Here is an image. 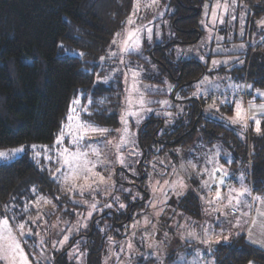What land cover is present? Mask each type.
Listing matches in <instances>:
<instances>
[{"label":"rangeland","instance_id":"rangeland-1","mask_svg":"<svg viewBox=\"0 0 264 264\" xmlns=\"http://www.w3.org/2000/svg\"><path fill=\"white\" fill-rule=\"evenodd\" d=\"M199 8L198 41L170 45L176 41L172 2L133 0L122 27L96 60L101 72L97 85L75 92L53 141L0 150V164L26 155L49 180L41 188L32 176L0 203V248L19 244L15 254L0 251V264H22L24 259L28 264H57L59 259L70 264H200L211 257L201 243L222 236L232 243L238 236L242 218L229 222L226 204L217 207L218 196L207 198L201 190H210L212 182L221 189L219 195L236 190V204L245 207L251 199L246 166L236 162L234 179L216 161L235 160L219 149L196 163L179 143L195 128L197 118H182L186 108L194 107L193 99L201 98L209 107H204V116L219 106L231 107V115L221 112L210 118L228 124L243 142L249 122L264 114V103L254 109L248 103L264 91L245 82L252 53L233 16L253 10L238 0H201ZM233 34L241 41L231 43ZM155 45H170L176 60L193 59L206 67V74L190 91L170 96L173 84L151 59ZM106 112L115 114L113 128L97 125L95 116L106 117ZM144 124L154 129L152 138L158 132L146 150L138 146ZM197 136L191 147L198 150L203 146L195 144ZM200 160L205 164L198 168ZM189 170L201 176L194 179L196 184L189 182ZM188 192L199 202L200 220L182 211ZM94 233L98 246L89 257ZM185 241L193 242L190 255Z\"/></svg>","mask_w":264,"mask_h":264},{"label":"trees","instance_id":"trees-1","mask_svg":"<svg viewBox=\"0 0 264 264\" xmlns=\"http://www.w3.org/2000/svg\"><path fill=\"white\" fill-rule=\"evenodd\" d=\"M170 1L174 5L170 14L171 28L176 37L175 43L170 45L198 41L202 35L198 21L201 0ZM238 2L253 10L248 11L253 13L246 27L249 38L255 18L264 12V0ZM132 5L133 0H0V150L53 141L75 92H88L97 85L101 72L96 60L105 53ZM194 9L198 10L197 14H193ZM170 45L166 48L155 45L151 59L157 64L162 78L173 84L170 96L173 93L178 96L182 90L190 91L207 70L193 59L176 60L169 52ZM248 48L252 54L245 69V82L253 89L264 90V38L255 47ZM191 103L194 107L186 108L182 118L187 122L195 117L197 121L194 131L183 134L180 148L191 147L193 137L198 135L195 144L200 143L203 147L197 150L194 146L184 152L196 157L197 163L198 159L204 157V161L216 148L219 149L235 161L227 163L218 158V167L223 163L221 168L235 173L236 168H232L236 167L237 161L246 166L252 195L264 201V115L258 117V122H249L248 135L243 142L228 124L210 118L214 113L231 115V107L219 106L209 116H204L206 105L203 100L193 99ZM106 114V117L95 116L97 125L113 128L115 114ZM179 127L177 124L175 129ZM143 129L138 146L146 150L158 139V132L152 138L154 129L151 131L148 124H144ZM206 152L208 155H204ZM215 160L212 158L211 161ZM203 161L195 165L199 168L205 164ZM189 171V182L196 184L194 179L201 176ZM32 176H37L41 188L46 186L42 181L49 182L26 155L1 163L0 203L6 202L14 190ZM187 194L182 201V211L198 219L199 202L194 193ZM93 237L89 257L95 254L98 246L99 237L95 233ZM214 259L215 264H264V251L237 238L228 245L216 247ZM57 264L67 263L59 259Z\"/></svg>","mask_w":264,"mask_h":264},{"label":"crops","instance_id":"crops-1","mask_svg":"<svg viewBox=\"0 0 264 264\" xmlns=\"http://www.w3.org/2000/svg\"><path fill=\"white\" fill-rule=\"evenodd\" d=\"M253 15V13L251 12H245L243 14H233L234 16V20H236V29H242L243 33H242V41L244 43L247 42V21L249 20V18H251V16ZM255 22H254V30L251 33L250 37H249V42H248V46H256L258 45L264 38V12L262 14H260L258 17L255 18ZM239 20L243 21L240 25H239ZM241 26V28H239ZM259 31V35L260 36H256L255 32ZM255 36V37H254ZM257 37V38H256ZM241 40H238V36L233 34V40L232 42H238ZM225 43H228L227 41H225ZM200 81V80H199ZM198 81V82H199ZM197 83V82H196ZM258 90V89H256ZM264 91V90H263ZM259 92H262L259 90ZM201 99V98H199ZM256 102H248L249 104H251L254 108H258V106H261L264 103V96L262 97H255ZM206 107V106H205ZM209 107H206V109ZM204 111V110H203ZM214 111V110H213ZM211 111V112H213ZM210 115V114H209ZM208 115V116H209ZM264 115L259 114L258 116ZM214 160V159H213ZM229 172V171H228ZM236 175V173H231L230 175ZM233 175V178L235 179V176ZM211 186L209 187L210 190L206 189V191H201V195L205 196L207 198H209L210 196L213 195H217L218 193H220L221 189H217L219 192H217L216 188H214L213 186V182L210 184ZM209 186V185H207ZM213 190V191H211ZM250 192H251V188H250ZM218 196V203H217V207L218 205L222 206L223 203L226 204L227 207V212L226 214L228 215V220L229 222H235L236 218H242V227L239 230V234L236 238H234L233 240L237 239V238H243L248 244L259 248L261 250L264 251V201L257 199L256 197H254L252 195L251 192V199H249L248 204H246V202H244L245 207L242 205H239V201H237L236 204V200H235V196H236V190H225L223 191V195H217ZM201 210V209H200ZM201 218V211H200V216L197 220H200ZM219 218H217L216 220H218ZM214 237H212L209 241L204 243H201L200 245L202 246H206L207 249H205L206 253L208 256L207 260H205L203 257L202 259H204L200 264H215V259H214V250L216 247L218 246H222V245H228L230 243L225 242V236H222L219 238V240L217 242H213ZM197 243V242H196ZM193 242L191 241H185L184 242V246L185 248H187V252L189 253L188 255H190L191 251H190V245H192ZM198 245V244H197ZM189 248V249H188ZM202 256V255H201ZM166 261H168V258H165ZM139 264H153L152 261H148V263H144L141 262Z\"/></svg>","mask_w":264,"mask_h":264},{"label":"snow or ice","instance_id":"snow-or-ice-1","mask_svg":"<svg viewBox=\"0 0 264 264\" xmlns=\"http://www.w3.org/2000/svg\"><path fill=\"white\" fill-rule=\"evenodd\" d=\"M2 155L3 154H0V156ZM217 195H219V193ZM241 195H244V193H241ZM18 250H19V244L16 243L15 241H13L12 243H6L3 248H0V251H2L5 256H7L9 252L15 254V252ZM13 264H14V261H13ZM22 264H28V261L24 259L22 261Z\"/></svg>","mask_w":264,"mask_h":264},{"label":"flooded vegetation","instance_id":"flooded-vegetation-1","mask_svg":"<svg viewBox=\"0 0 264 264\" xmlns=\"http://www.w3.org/2000/svg\"><path fill=\"white\" fill-rule=\"evenodd\" d=\"M193 14H196L195 11H194ZM160 47H162V46H160ZM166 47H168V46H166ZM166 47H163V48H166ZM158 48H159V47H158ZM155 49H156V48H155ZM169 52H170V51H169ZM121 226H122V225H119L118 227H121ZM87 236L89 237L90 235L87 234L86 237H87ZM67 264H70V263H67Z\"/></svg>","mask_w":264,"mask_h":264},{"label":"water","instance_id":"water-1","mask_svg":"<svg viewBox=\"0 0 264 264\" xmlns=\"http://www.w3.org/2000/svg\"><path fill=\"white\" fill-rule=\"evenodd\" d=\"M195 13L197 14L198 13V10L197 9H194Z\"/></svg>","mask_w":264,"mask_h":264},{"label":"bare ground","instance_id":"bare-ground-1","mask_svg":"<svg viewBox=\"0 0 264 264\" xmlns=\"http://www.w3.org/2000/svg\"><path fill=\"white\" fill-rule=\"evenodd\" d=\"M123 227V226H122Z\"/></svg>","mask_w":264,"mask_h":264}]
</instances>
